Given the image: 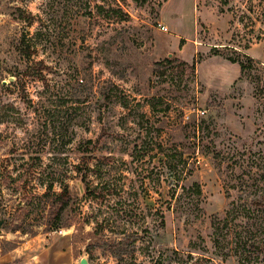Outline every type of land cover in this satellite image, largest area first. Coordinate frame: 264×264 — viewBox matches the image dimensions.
<instances>
[{
  "label": "rangeland",
  "instance_id": "374dc122",
  "mask_svg": "<svg viewBox=\"0 0 264 264\" xmlns=\"http://www.w3.org/2000/svg\"><path fill=\"white\" fill-rule=\"evenodd\" d=\"M1 220L0 264H264V0H0Z\"/></svg>",
  "mask_w": 264,
  "mask_h": 264
},
{
  "label": "trees",
  "instance_id": "16d2710c",
  "mask_svg": "<svg viewBox=\"0 0 264 264\" xmlns=\"http://www.w3.org/2000/svg\"><path fill=\"white\" fill-rule=\"evenodd\" d=\"M31 54L32 53L29 51V53L27 54V57L30 58ZM196 65L197 63H194L193 65H189L188 63H183V66L191 67L193 70H195ZM44 68H46L44 65V62L36 63L34 67L32 68L33 74H34L33 76L35 78L41 79L43 76L42 74H43ZM85 152L90 153L91 151L87 149ZM77 171L79 173L83 172L81 168H77ZM86 178H87V174L85 173L84 180H86ZM86 192L89 196H93L94 198H99L101 196L100 194H97L96 191L92 189H89V190L87 189ZM44 197L49 199V202H50V203L48 202L49 214H48L47 227L51 230H59L62 228L70 227L69 222L66 221V214L68 210L70 209L72 202H73V197L69 190V186L64 185V187L62 188V191L60 193H56L54 191V184L51 183L47 187V191L44 194ZM220 229L221 228L218 225H216V231H215L216 236H219Z\"/></svg>",
  "mask_w": 264,
  "mask_h": 264
},
{
  "label": "crops",
  "instance_id": "0c3cea01",
  "mask_svg": "<svg viewBox=\"0 0 264 264\" xmlns=\"http://www.w3.org/2000/svg\"><path fill=\"white\" fill-rule=\"evenodd\" d=\"M54 251V253L57 255L58 259L52 260L50 253ZM44 252H46V257L45 259L41 258V253H39L38 255H35L34 258H38L41 260V262L39 263H32V264H68L67 262V256L68 254L63 250L62 246L59 247H54V249L52 247H48V249H45ZM45 255V254H44ZM25 264H31L30 262L25 263Z\"/></svg>",
  "mask_w": 264,
  "mask_h": 264
},
{
  "label": "water",
  "instance_id": "95a60500",
  "mask_svg": "<svg viewBox=\"0 0 264 264\" xmlns=\"http://www.w3.org/2000/svg\"><path fill=\"white\" fill-rule=\"evenodd\" d=\"M4 223H5L4 220L0 221V234L2 233V227H3ZM81 264H87V261L85 259H82Z\"/></svg>",
  "mask_w": 264,
  "mask_h": 264
},
{
  "label": "built area",
  "instance_id": "2783aa9c",
  "mask_svg": "<svg viewBox=\"0 0 264 264\" xmlns=\"http://www.w3.org/2000/svg\"><path fill=\"white\" fill-rule=\"evenodd\" d=\"M164 30H166V29L164 28Z\"/></svg>",
  "mask_w": 264,
  "mask_h": 264
}]
</instances>
